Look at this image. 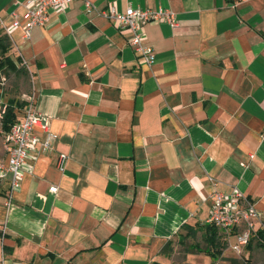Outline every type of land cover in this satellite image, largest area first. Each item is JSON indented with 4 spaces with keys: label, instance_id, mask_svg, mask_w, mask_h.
<instances>
[{
    "label": "crops",
    "instance_id": "obj_1",
    "mask_svg": "<svg viewBox=\"0 0 264 264\" xmlns=\"http://www.w3.org/2000/svg\"><path fill=\"white\" fill-rule=\"evenodd\" d=\"M25 1L0 0V28L54 137L30 150L10 205L1 184L0 264H169L162 249L208 223L214 189L240 190L264 223V0H75L28 37L13 24ZM110 5L175 14L144 26L154 64Z\"/></svg>",
    "mask_w": 264,
    "mask_h": 264
},
{
    "label": "built area",
    "instance_id": "obj_2",
    "mask_svg": "<svg viewBox=\"0 0 264 264\" xmlns=\"http://www.w3.org/2000/svg\"><path fill=\"white\" fill-rule=\"evenodd\" d=\"M75 0H26L27 9L24 20H15L14 26L21 27L26 37L36 26L44 25L52 10H65ZM92 3L86 0L87 8ZM104 15L108 17L120 30L130 33V44L136 52L141 63L152 65L155 62L154 48L146 42L144 26L147 22L164 19L173 27L178 25L175 14L168 9H147L128 6L125 10H119L115 5H110ZM38 132L46 136L43 140L39 138ZM54 135L50 131V120L44 113L36 110L33 101L25 107L23 119L12 126L6 133L7 156L0 159V187L9 180V193L7 204L10 205L12 195L20 186L27 165L30 150L40 144V150L52 149ZM68 156L60 153L57 158V166L64 171V165ZM52 191H57V186H51ZM209 196L212 199V211L208 223L234 234L236 240L231 247L234 251L241 253L246 248L255 232L259 228L264 229V223L257 226L256 219L260 220L258 210L248 203V206H238L241 200L248 201L243 193L235 189L230 194L219 190H211ZM215 264H221L216 262Z\"/></svg>",
    "mask_w": 264,
    "mask_h": 264
},
{
    "label": "trees",
    "instance_id": "obj_3",
    "mask_svg": "<svg viewBox=\"0 0 264 264\" xmlns=\"http://www.w3.org/2000/svg\"><path fill=\"white\" fill-rule=\"evenodd\" d=\"M14 44L10 35L0 28V98H6L4 100V113L2 114L1 123L2 130L7 133L11 130L12 126L20 121V115L24 111L25 107L30 103L28 100H19L17 97L6 96V93L2 87V78L13 72L16 74H23L25 76L31 77L30 71L26 64L23 62L22 58L16 55L13 57ZM31 95V94H30ZM186 233L182 234L179 241H185L188 238L195 237L197 233H201L206 241V248L204 250L208 252L215 260L221 257L223 250L228 246L227 238L225 234L212 223H205L202 226L191 227L186 226ZM2 233L0 232V237ZM173 241L169 240L162 253L165 256H171L173 250ZM198 246V244H195ZM248 247H261L264 249V229L259 228L255 235L252 237ZM197 250L202 248L196 247ZM245 257V256H244ZM246 258V257H245ZM244 259V258H243ZM250 258H247L246 262L240 261L239 258H230V264H252L249 262Z\"/></svg>",
    "mask_w": 264,
    "mask_h": 264
},
{
    "label": "rangeland",
    "instance_id": "obj_4",
    "mask_svg": "<svg viewBox=\"0 0 264 264\" xmlns=\"http://www.w3.org/2000/svg\"><path fill=\"white\" fill-rule=\"evenodd\" d=\"M13 57L16 58V54L13 53ZM32 77L25 76L23 74L9 73V75L2 78V87L6 96L17 97L19 100H28L32 93ZM4 100L6 98H0V159H4L7 156L6 150V133L2 130L1 118L4 113ZM235 242V238L231 237L228 246L223 250L221 257L218 259L221 264H230V258H236L240 256V253L234 251L231 244ZM198 244L196 246L195 244ZM207 244L199 232L195 237L188 238L185 241L175 240L173 244V250L171 256H168L169 264H211L212 256L205 252ZM196 247L202 248L200 251ZM202 251V252H201ZM244 253L248 252L246 248L243 249ZM244 258V259H243ZM240 261L246 262L247 258L241 254ZM252 264H264V250H259L256 255L250 256Z\"/></svg>",
    "mask_w": 264,
    "mask_h": 264
}]
</instances>
